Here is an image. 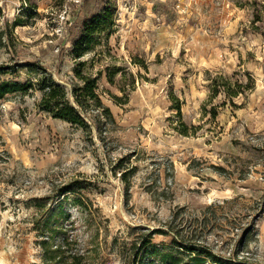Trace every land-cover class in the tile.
Listing matches in <instances>:
<instances>
[{
    "label": "rangeland",
    "instance_id": "374dc122",
    "mask_svg": "<svg viewBox=\"0 0 264 264\" xmlns=\"http://www.w3.org/2000/svg\"><path fill=\"white\" fill-rule=\"evenodd\" d=\"M262 30L264 0H0V80L33 86L0 99V264H45V238L83 264H164L144 243L175 254L169 225L264 264ZM76 70L112 122L40 110L38 77L68 90Z\"/></svg>",
    "mask_w": 264,
    "mask_h": 264
},
{
    "label": "trees",
    "instance_id": "16d2710c",
    "mask_svg": "<svg viewBox=\"0 0 264 264\" xmlns=\"http://www.w3.org/2000/svg\"><path fill=\"white\" fill-rule=\"evenodd\" d=\"M107 11L104 10L101 19L92 18L85 27V32L80 35L79 40L76 42L78 49L85 45L88 40V35L97 29L99 23L109 17ZM256 21H260L257 17ZM258 30V26L253 25ZM264 40V30L258 31ZM1 75V67H0ZM76 82L70 84V88L67 90L65 86L57 83L49 76H39L36 82V88L41 93L39 101V108L41 111L49 114L53 118H57L66 121L77 127L90 130V125L98 129L96 121L104 119L105 121H113V116L110 109L104 105L97 93V78L83 74L80 70L75 71ZM109 83H113L111 73H107ZM134 79H131V85L133 86ZM32 84L4 82L0 80V99L4 96L13 93H26L32 89ZM214 90L217 91L218 84L213 85ZM251 88V87H249ZM237 92L242 90H234L231 95L236 96ZM115 99L120 100L118 96H114ZM121 101V100H120ZM121 103V102H120ZM93 111V114L92 112ZM212 117L216 116L215 112H210ZM179 132L183 135H188L190 131H193L196 126H191L188 130L187 126ZM100 132V131H99ZM70 189L62 190V194H66ZM64 197V196H63ZM79 205V204H78ZM167 231H170L174 235V245L179 249L175 250V254L172 250L169 252H162L160 249H156V244H150L149 241L144 243L147 249L153 248L150 253H159V260L164 264H252L247 262L245 258H238L236 253L231 256H222L212 250L208 245L199 244L191 239H185L184 236L178 232H173L171 226H167ZM49 239L45 238L41 242L43 248V254L45 264H83L84 252L79 248L70 247V244L63 239L56 245H52ZM183 255L185 259L179 255Z\"/></svg>",
    "mask_w": 264,
    "mask_h": 264
}]
</instances>
